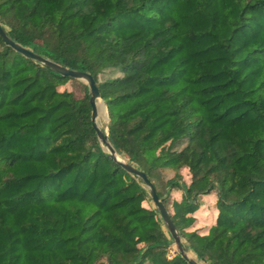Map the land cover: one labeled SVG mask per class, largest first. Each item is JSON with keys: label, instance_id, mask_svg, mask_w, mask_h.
<instances>
[{"label": "trees", "instance_id": "1", "mask_svg": "<svg viewBox=\"0 0 264 264\" xmlns=\"http://www.w3.org/2000/svg\"><path fill=\"white\" fill-rule=\"evenodd\" d=\"M0 25L93 76L107 139L154 184L194 259L264 264V0H0ZM71 80L0 38V264H189L170 256L145 184L99 142L90 91L62 89ZM212 192L202 234L198 199Z\"/></svg>", "mask_w": 264, "mask_h": 264}, {"label": "water", "instance_id": "2", "mask_svg": "<svg viewBox=\"0 0 264 264\" xmlns=\"http://www.w3.org/2000/svg\"><path fill=\"white\" fill-rule=\"evenodd\" d=\"M0 38L3 40V42L7 46L11 47L13 50L22 54L26 58L34 60L35 62H38V63L50 68L51 70H53L54 72H56L57 74H59L61 76H68L72 79L80 80V81L87 83V85L90 89V103L92 106V122H93V126L97 132L99 142L102 144L104 150L110 154V157L114 161L121 164L122 167L124 168V170H126L132 176L141 179L142 182L145 184V186L147 187V189L149 191V195L151 197V200H152L155 208L158 210L161 218L163 219V222L165 223V227H166L167 231L170 233V235L172 236V238L174 240V243L177 247V253L182 258H184L189 264H200L198 262V260L192 259L191 257H189L188 251L185 249L182 238H181L179 232L177 231V229H176V227H175V225L171 219L170 213L168 212L164 202L158 196L154 184L149 180V178L147 177V175L144 172L140 171L138 168L134 167L133 165L129 164L128 162L120 161L117 158V155H119V154L116 152L114 146L111 144V142L106 137V135L108 134L107 133L108 131L104 132L103 128L99 127V125H98L99 111H98V107H97V102H98V100L101 99V96H100L99 89L95 83L93 76L89 73H86V72L70 70L69 68H67L65 66H62V65L55 63L51 60H48V59L43 58L41 56H38L37 54H35L31 50H29V49L23 47L22 45L16 43L15 41H13L8 36L6 30L1 25H0ZM102 102H103V100H102ZM104 106H105V109L107 112V107H106L105 103H104Z\"/></svg>", "mask_w": 264, "mask_h": 264}, {"label": "rangeland", "instance_id": "3", "mask_svg": "<svg viewBox=\"0 0 264 264\" xmlns=\"http://www.w3.org/2000/svg\"><path fill=\"white\" fill-rule=\"evenodd\" d=\"M115 73L116 72H114V71H108L101 76V79L112 77V76L116 75ZM62 89H66V90L72 92L76 98H82V97H84L85 94L89 93V91H90L87 83L80 81V80H76V79H72L71 81H69L67 84H65L62 87ZM106 114H107L106 118L103 116L101 117L102 125H103L102 127H103V129H105V131H109V128H108V125H109L108 112H106ZM99 119L100 118L98 117V120ZM121 157H123V156H121ZM123 158L126 159L125 157H123ZM126 161L128 162V159H126ZM182 175H183V180L187 184H189L190 180H191V176L188 173V170L183 169ZM173 176H174V173L172 171H169V170L164 171L163 178L157 182L158 183L157 184L158 189L160 191H165V189L163 187V183L166 182L167 180L171 179ZM182 196H183V191L181 189H173V190H170L167 192V194H166L167 206H168L170 212L173 211L172 210L173 202L174 201H180L182 199ZM216 201H217L216 192H212L209 195L200 196L198 199L199 209L195 213V218H196L195 225H196V228H198L202 234L206 233L207 229L211 225H213L216 221V218L218 215V211L216 209ZM145 205L148 208H155L152 200L151 201L148 200L145 203ZM182 241L185 243V240L182 239ZM187 251H189V250H187ZM175 252H177V247L174 243L171 247L170 256H174ZM195 258H196V256H195ZM199 263L204 264L203 262H199Z\"/></svg>", "mask_w": 264, "mask_h": 264}, {"label": "bare ground", "instance_id": "4", "mask_svg": "<svg viewBox=\"0 0 264 264\" xmlns=\"http://www.w3.org/2000/svg\"><path fill=\"white\" fill-rule=\"evenodd\" d=\"M97 107H98L99 118H100V119L98 120V125H99V127L103 128V127H102L103 125H102L101 117L103 116V117L106 118L107 114H106V109H105L104 103L102 102L101 99L98 100V102H97ZM106 149H107V148H106ZM117 158H118L120 161L126 162V161H125L121 156H119V155H117ZM188 255H189V257H191L192 259H194V258L191 256V254L188 253Z\"/></svg>", "mask_w": 264, "mask_h": 264}]
</instances>
